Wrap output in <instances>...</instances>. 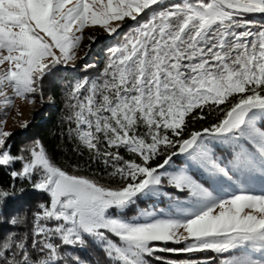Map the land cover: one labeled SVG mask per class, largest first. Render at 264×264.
Returning <instances> with one entry per match:
<instances>
[{
    "label": "snow or ice",
    "instance_id": "6c2138e0",
    "mask_svg": "<svg viewBox=\"0 0 264 264\" xmlns=\"http://www.w3.org/2000/svg\"><path fill=\"white\" fill-rule=\"evenodd\" d=\"M257 13L264 0H0V96L10 88L29 103L32 94L43 99L54 68L78 58L85 28L121 35L127 20L135 22L103 71L66 93L74 150L103 163L118 186L69 172L39 140L13 153L12 133L0 126V170L11 178L0 184V223L13 226L0 233V264H83L66 246L89 245L108 264H264V190L241 179L264 177V125L257 124L264 120V23L249 19ZM213 114L214 122L192 130ZM218 146L228 147L227 157ZM181 156L185 166L177 167ZM193 168L236 190L210 191ZM17 181L48 197L30 227L27 213L4 217ZM168 188L187 200L177 197L167 211L139 207L169 196ZM164 252L209 255L164 261L157 255Z\"/></svg>",
    "mask_w": 264,
    "mask_h": 264
},
{
    "label": "trees",
    "instance_id": "16d2710c",
    "mask_svg": "<svg viewBox=\"0 0 264 264\" xmlns=\"http://www.w3.org/2000/svg\"><path fill=\"white\" fill-rule=\"evenodd\" d=\"M252 17L253 16H249L251 21H255L259 24L264 23V15L262 17L258 16L257 18ZM129 30H131V27L123 31L119 39H116V43L110 44V46L115 48L120 44L122 42L123 33ZM109 54V50L103 52L104 58L99 61V64L97 63L99 67L105 65ZM82 66L83 64H80L73 70L57 67L45 77L43 83V98L47 99V105L43 109V113L33 120L26 127L25 131L13 134L9 139V143L12 145L13 153H16L22 147L32 144L33 141L39 140L54 160L62 167H65L69 172H72L75 168L78 169L77 174L85 176L96 173L98 176L104 177L103 183L116 187L118 186L117 182L107 177L105 165L90 160L86 151L83 155L79 154L74 150L76 148L75 143L67 137L68 124L65 120L68 111L66 108V93L76 80L84 79L89 76L91 77L93 75L92 71L83 69ZM99 67L97 69L100 70ZM49 97H51V99H49ZM205 111H207V109ZM215 119L216 116L213 114L210 118L193 121L192 130L207 127L214 122ZM260 124L264 125V120H260ZM216 151L221 152L222 157H227L229 150L227 146H218ZM123 154L125 156L128 155L127 153ZM16 168L19 169L20 165L17 164ZM10 182L11 178L8 172L0 170V184L7 186ZM47 200L48 197L45 194L34 190L28 182L17 181L16 194L8 200L3 210L4 217L7 220L17 213H27L29 221L28 226L30 227L32 212L36 210L38 203L46 202ZM10 230H13L11 224L7 222L0 223V233H6ZM158 246L165 245L158 243ZM166 246L177 249L184 247L182 244L176 245L170 242ZM66 250L74 255H78L83 264H108L107 258L100 248L91 245L85 248L66 246ZM157 255L162 256L164 261H167L185 260L193 257L204 260L209 254L164 252L158 253ZM152 264H164V262L156 261L153 258Z\"/></svg>",
    "mask_w": 264,
    "mask_h": 264
},
{
    "label": "rangeland",
    "instance_id": "374dc122",
    "mask_svg": "<svg viewBox=\"0 0 264 264\" xmlns=\"http://www.w3.org/2000/svg\"><path fill=\"white\" fill-rule=\"evenodd\" d=\"M166 2L174 3V2H178V0H166ZM263 15L264 14L257 13V14H250L249 16H253L252 18H257L258 16L262 17ZM253 22L256 25H259V23L255 21ZM134 24L135 22L131 20H127L120 29L121 33L130 27L132 28ZM87 29L89 28L84 29L85 39L87 37V34L85 32ZM93 30L99 31V35L97 36V40L95 43L92 42L90 43L91 44L90 50L87 51L84 50L85 39H83L81 42L80 49L76 50V55L78 58L75 61L69 62L67 65L62 64V65H58L57 67L62 69L64 68L73 69L76 66L83 64L82 66L83 69L92 71L93 75L91 74L92 75L91 77L90 76L86 77L88 79H95L103 71L105 65L102 67L98 66L99 61H101V59L104 58L103 52L112 49V46H110V44L116 43V39H119L120 35L110 36L107 32H105L103 29H100L98 26ZM98 67L100 68V70L97 69ZM32 95L35 97V103H29L27 99H21L19 97H16L14 92H12L10 88L5 90V96H0V126H2L5 131L12 133V135L15 133L23 132L33 120L38 118L43 113L44 111L43 109L47 105V99L43 98L41 100L39 94H32ZM9 97L12 99V103L11 104L4 103V101ZM31 109L34 110L32 113H30ZM25 122L27 123L26 127L24 126ZM257 124L258 126H262L260 124V120H258ZM216 154L218 156H222L221 152L216 151ZM174 160H175V166L177 167L185 166L184 157L182 156L176 157L174 158ZM169 170L171 171L172 169ZM192 174L201 183H203L205 187L209 188L210 191L219 192L223 194L225 190L228 191L236 190L235 186H230L226 183H221L218 180H214L200 169L193 168ZM241 179L243 186L249 188L251 191L260 193L262 190H264V177H262L259 172L242 175ZM167 191L169 193V196L156 197L148 201H142L139 207L143 208V207H148L150 205H154L157 210L164 209L165 211H167L172 206L174 200L177 197L181 201L187 200L186 195L179 193L174 189L168 188ZM184 243L185 242H181L180 244L184 246Z\"/></svg>",
    "mask_w": 264,
    "mask_h": 264
},
{
    "label": "bare ground",
    "instance_id": "6f19581e",
    "mask_svg": "<svg viewBox=\"0 0 264 264\" xmlns=\"http://www.w3.org/2000/svg\"><path fill=\"white\" fill-rule=\"evenodd\" d=\"M86 34H87V37L89 36V35H96V36H98L99 35V31H94L93 29H87L86 31ZM93 32H96V33H93ZM87 37H86V39H85V42H84V46H86V45H89L90 43H91V41L89 40V39H87ZM34 110L33 109H31V111H30V113H32Z\"/></svg>",
    "mask_w": 264,
    "mask_h": 264
},
{
    "label": "water",
    "instance_id": "95a60500",
    "mask_svg": "<svg viewBox=\"0 0 264 264\" xmlns=\"http://www.w3.org/2000/svg\"><path fill=\"white\" fill-rule=\"evenodd\" d=\"M76 65H78V64H76ZM76 65H75V66H76ZM73 69H74V68H73ZM73 69H72V70H73Z\"/></svg>",
    "mask_w": 264,
    "mask_h": 264
}]
</instances>
